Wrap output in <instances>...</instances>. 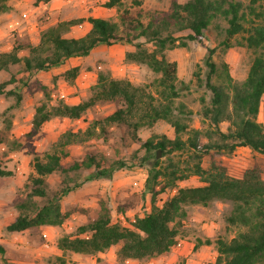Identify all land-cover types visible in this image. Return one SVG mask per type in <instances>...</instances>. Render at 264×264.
<instances>
[{"label":"rangeland","instance_id":"1","mask_svg":"<svg viewBox=\"0 0 264 264\" xmlns=\"http://www.w3.org/2000/svg\"><path fill=\"white\" fill-rule=\"evenodd\" d=\"M107 0H8L9 9L0 14V56L11 52L13 48L20 58L29 54L31 47L40 45L41 37L48 28L62 21L84 19L71 25L62 35L79 38L86 32L84 23L88 16L101 17L115 21L120 26V16L126 14L132 22L146 25L152 17L157 24L171 11V0H121L118 7H106ZM183 3L186 0H177ZM241 4V13L247 19V28L254 21L249 7L258 8L264 0H230ZM250 14V15H248ZM228 21L221 15L212 19L211 25L204 33L203 42L187 39L188 30L172 31L177 37L175 45L167 46L164 54L167 60L177 64L176 87L178 96L173 102V115L190 129L205 132L210 126L203 116V108L209 104L211 93L204 85L208 67L204 63L206 47L214 48L213 59L218 72L227 71L233 82L240 83L246 77L255 52L248 48L246 34L228 37ZM124 30L120 31L122 36ZM134 35L138 30L129 31ZM224 40L227 44H224ZM137 41L149 51L153 43L146 37ZM183 42V45H181ZM135 47L128 42L112 45H98L88 55L67 59L62 65L48 70L27 72L23 62L10 64L0 69V168L11 175L0 177V264H206L215 259L218 238L229 240L245 230L241 226H231L227 217L233 203L227 200H212L207 204L184 206L185 213L180 218L176 243L169 252L163 254L166 259L159 261L156 257L141 259H121L117 256L120 244L113 245L104 252L95 255L62 251L57 248V239L65 234L75 232L77 226L95 216L99 199L105 200L111 210L112 223L130 226L136 216H142L151 209L149 194H143L147 168L156 159L161 171L168 173L162 179L164 190L156 197V205L176 193L170 185L172 177L169 172L184 175L175 181L177 187H195L204 183L193 173L195 164L200 161L206 167L214 161L222 163L232 177H241L243 172L260 165L264 170V157L255 155L248 147L239 146L233 151L210 153L200 160L190 149L175 150L152 157L154 150L146 151L141 141L151 138L157 142L162 136L172 139L173 127L165 120L139 128L135 135L118 124L106 123L105 118L114 110L123 107L120 99L106 100L95 96L100 76L108 79L128 81L138 93L150 94L156 101L166 102L163 89L159 86V74L145 63L130 61L125 58L127 51ZM77 67L74 78L68 70ZM68 104L90 102V106L78 119L52 117L44 122L38 130H33L32 119L36 107L47 103L50 107L57 100ZM183 104L189 116H178L177 106ZM186 117V118H185ZM256 120L264 126V94L261 99ZM107 130L105 137H98L100 124ZM88 127H96V136L84 137ZM226 123L221 125L226 130ZM66 132L82 136L81 142L61 147L60 137ZM181 133L185 139L188 134ZM57 153L62 161L71 163L80 161L87 152H91L105 168L114 170L106 177H93V169L67 175L56 171L47 177L49 195L60 194L70 187L60 203L63 210L74 207L83 211L72 213L61 225H45L40 228V235L30 231L10 232L6 225L18 214L16 204L21 201L28 189L30 174L33 173L31 162L34 156L45 158L46 153ZM65 153V155H64ZM264 176V175H263ZM167 185V186H166ZM127 202L131 208L118 212L119 207ZM44 238H43V237Z\"/></svg>","mask_w":264,"mask_h":264},{"label":"trees","instance_id":"2","mask_svg":"<svg viewBox=\"0 0 264 264\" xmlns=\"http://www.w3.org/2000/svg\"><path fill=\"white\" fill-rule=\"evenodd\" d=\"M8 0H0V14L8 11ZM121 0H107L106 7H118ZM249 13L254 21L247 28V19L241 13V4L230 0H186L179 3L171 0V11L154 24L155 17L144 25L140 21L132 22L126 14L120 16L121 26L111 20L88 16L86 21L90 29L79 38H68L62 34L74 24L84 19L62 21L43 32L40 45L31 47L29 54L20 58L16 49L0 56V69L10 64L23 62L27 72L33 70H48L62 65L67 59L75 56L88 55L98 45H112L117 42H128L134 51H127L125 58L130 61L147 64L153 72L159 74V86L164 90L166 102L156 101L150 94L144 96L138 93L128 81L108 79L100 76L95 85V96L106 100L120 99L124 108H118L109 114L106 123H115L126 127L135 141H140L135 132L158 120L167 121L174 129L175 136L170 139L162 136L157 142L151 138L141 141L146 151L157 150L167 153L175 150L190 149L200 160L210 153L233 151L236 147H248L255 155L264 157V126L256 120L262 96L264 94V1L256 7H249ZM248 14V15H250ZM216 15H221L228 21L226 32L228 37L236 34H246L248 48L255 52L248 72L240 83L233 82L227 71L218 72L213 59L214 48L206 47L204 63L208 72L204 85L211 93L209 104L203 108V116L208 120L209 128L203 133L198 129H190L173 115V102L178 96L176 87L177 64L166 59L164 49L175 45L178 40L172 31L188 30L187 39L203 42L204 33ZM137 34H130L132 30ZM124 30L122 34L120 31ZM146 37L153 43L154 49L149 51L143 42L137 41ZM224 44L227 41L224 40ZM183 45V42L182 44ZM78 68L68 70L71 78L77 74ZM2 86H0V93ZM90 106V102L68 104L57 100L50 107L41 103L36 107L32 119L33 130L52 117L78 119ZM178 116H189L183 104L177 106ZM185 117V118H186ZM226 123V130L221 125ZM96 127H88L82 136H96ZM98 137H105L107 130L100 124ZM188 136L183 139L181 133ZM74 132H66L59 139L61 147L81 142L83 138ZM65 155V153H64ZM33 173L30 174L28 189L24 198L16 204L18 214L6 225L10 232L30 231L40 235V228L45 225H61L72 213L83 211L74 207L63 210L61 197L69 193L70 187L61 190L60 194L49 195L47 177L56 171L64 174L79 173L93 169V177H106L114 168L108 169L87 152L80 161L67 163L53 152L46 153L45 158L34 156L31 162ZM172 180L169 186L177 189L176 193L167 198L161 206L156 205L157 195L165 188L161 186L162 179L168 173L161 171L159 160H154L147 168L143 194H149L151 209L142 216H136L130 226L112 223L111 210L105 200L99 199L95 208V216L76 227L75 232L65 234L57 239L56 246L62 251L95 255L104 252L113 245L120 244L117 256L121 259H141L156 257L170 251L176 243L180 218L184 215V206L192 204H207L212 200H227L233 203L230 215L227 217L231 226H241L245 230L229 240L218 238L215 241L217 255L206 264H264V170L258 165L247 168L241 177L230 176L222 163L210 162L203 167L198 161L193 173L204 183L195 187H177L175 181L185 178L169 172ZM11 175V172L0 168V177ZM167 186V185H166ZM131 208L127 202L119 207L118 212ZM43 237V236H42ZM44 238V237H43ZM0 251L2 248L0 247Z\"/></svg>","mask_w":264,"mask_h":264},{"label":"crops","instance_id":"3","mask_svg":"<svg viewBox=\"0 0 264 264\" xmlns=\"http://www.w3.org/2000/svg\"><path fill=\"white\" fill-rule=\"evenodd\" d=\"M84 25H85V29H86V32H87V31L90 29V24H89L88 22H85ZM86 32H85V33H86ZM160 256H161V255H160ZM164 259H166V256H165V255H163L162 257H159V258H158L159 261H160V260L163 261ZM187 264H189V263H187Z\"/></svg>","mask_w":264,"mask_h":264},{"label":"water","instance_id":"4","mask_svg":"<svg viewBox=\"0 0 264 264\" xmlns=\"http://www.w3.org/2000/svg\"><path fill=\"white\" fill-rule=\"evenodd\" d=\"M157 157L159 156V151H157V155H156Z\"/></svg>","mask_w":264,"mask_h":264}]
</instances>
